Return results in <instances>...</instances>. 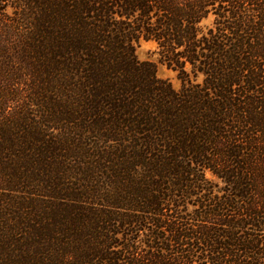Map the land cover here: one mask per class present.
<instances>
[{
    "label": "trees",
    "instance_id": "1",
    "mask_svg": "<svg viewBox=\"0 0 264 264\" xmlns=\"http://www.w3.org/2000/svg\"><path fill=\"white\" fill-rule=\"evenodd\" d=\"M0 264H264V0H0Z\"/></svg>",
    "mask_w": 264,
    "mask_h": 264
},
{
    "label": "rangeland",
    "instance_id": "2",
    "mask_svg": "<svg viewBox=\"0 0 264 264\" xmlns=\"http://www.w3.org/2000/svg\"><path fill=\"white\" fill-rule=\"evenodd\" d=\"M135 53L140 61H150L155 65L156 74L159 78L168 80L176 89L180 87L181 83L177 76V72L168 67L166 63L161 59L155 41L140 39L135 44ZM19 90L22 91V88H19ZM10 105L13 106V102H11Z\"/></svg>",
    "mask_w": 264,
    "mask_h": 264
}]
</instances>
